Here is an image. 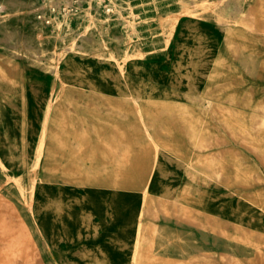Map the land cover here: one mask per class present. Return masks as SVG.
<instances>
[{"label": "rangeland", "instance_id": "rangeland-1", "mask_svg": "<svg viewBox=\"0 0 264 264\" xmlns=\"http://www.w3.org/2000/svg\"><path fill=\"white\" fill-rule=\"evenodd\" d=\"M184 1L203 22L178 24L170 37L169 18ZM252 1L0 0V248L20 235L28 249L14 264H134L144 222L145 254L157 264H264V162L237 132L264 147V33L240 20ZM59 52L65 58L56 71ZM76 71V83L66 85ZM127 84L144 95L143 105L157 97L195 110L202 125L191 128L209 155L200 160L216 159L215 177L180 164L200 161L185 127L177 140L161 134L178 156L155 161L132 103L100 87ZM50 94L57 101L36 165ZM197 99L231 113L196 110ZM123 141L117 172L109 154ZM76 162L93 166V178L76 176ZM167 189L195 220L172 211ZM0 264L13 263L0 254Z\"/></svg>", "mask_w": 264, "mask_h": 264}, {"label": "bare ground", "instance_id": "bare-ground-1", "mask_svg": "<svg viewBox=\"0 0 264 264\" xmlns=\"http://www.w3.org/2000/svg\"><path fill=\"white\" fill-rule=\"evenodd\" d=\"M64 1L66 2L67 6H69L72 3V0H64ZM62 2L63 0H52V4L54 6H60ZM189 4L184 1L180 11L174 13L169 18L171 22L170 24L172 26L170 37L173 36L176 26L178 24H202L203 21L194 19V16L196 14L195 10L193 9L195 7V3H192L193 4L192 6ZM248 5H249L248 7L242 9L240 15V20L242 25L257 31L260 34L264 33V0H254L250 2ZM181 13H184V15L185 14L188 15L187 19L185 20L182 19L183 20L182 22L180 19ZM218 20L221 22L222 18H219ZM234 32H236V30L231 29L228 31V33H226V35L232 37L234 35ZM64 58H65L64 53L59 52L55 55L54 69L56 71L60 70L61 62H63ZM129 59L130 56H126L124 60H129ZM132 67L137 68L138 67L137 63L131 64L129 70H132ZM80 74L81 72L76 71V73H74L73 75V82L67 83L66 85H73L74 82L76 83V81H74L75 77H77V75ZM121 74L123 75V72ZM191 87L193 88V85H191ZM119 93L120 95H122V98L124 100H128L132 103V111L135 117L137 118V123L139 125V128H137V130L142 135V137L146 138V140L150 142L152 146V153L153 156H155L156 162L159 160V157L161 155L169 159H175L179 154L175 152L173 144L165 146V144L163 143L164 138L161 136V134L169 135L170 139L177 140L180 135L178 131L179 129L177 127H185L186 131L184 133L187 134L190 138H195L197 140L203 139V135L195 134V132L191 128L192 125L196 124L195 122H197V120L200 121L199 120L200 118L197 117L192 110L190 111L187 108L183 109L177 107L171 101L160 102L152 98L146 99L145 101H147V104L143 105L142 102L145 98L144 95H142L141 92L139 91H134L133 89H131L129 84H127L126 89L119 88ZM56 101H57V97H55L54 94H50L48 96L47 99L48 105H47V110L45 112V118L43 121V128H44L42 134L43 138L36 152V158H35L36 165L42 161V156L45 153L44 140L46 135V128L48 127L49 120L52 115L51 109L53 105H55ZM200 105H204L207 109L213 108L214 110L213 115L223 114V116H225L226 114L231 113L230 110H228L230 106H227L226 107L227 110H225L223 113L221 110L217 109V107L219 106L218 103H215L212 100L205 102L203 101L202 103L199 104V106ZM125 107L128 108L127 105H123V108ZM125 111L124 114H127V112ZM60 114L61 116L66 115L64 112H61ZM252 124L254 126L255 131L261 129L262 122H260L259 118H255L252 121ZM232 130H233L232 128H229L228 132H232ZM237 132L240 135L239 136L240 141L245 146H247L251 151H253L257 156L262 158L264 162V147H262L259 144L260 143L259 139L247 135L246 133H244V131H241V129L240 131ZM128 145H130L129 142ZM123 146H127L124 143V141L121 147L120 146L118 147L116 145V146H112L110 149L111 154L109 155L112 156L114 167L117 168V172L118 171L121 172L120 170L124 167L123 158L125 157V155L123 154L124 152L123 150L125 148H122ZM7 161L10 163L11 161L10 158H7ZM0 163L3 166L5 165L4 161L1 158H0ZM180 164L182 166H186V168L189 169L192 173H196V174L199 173L200 176H203L208 179H210L209 177H215L217 173L216 159L200 160L197 162L193 160H182ZM75 166H76V173H75L76 176L79 175L82 176L83 180L84 179L89 180L90 178H93L92 176L93 166L89 165L87 169L83 167L80 164V162H76ZM172 192H174L175 194L176 190L167 189L165 192V196L170 197V206L173 209L172 211H174V213H177L179 218L185 220L194 219L192 215H194L195 212H193V210L189 209L182 202H180L176 196L174 195L171 196L170 194ZM150 211L151 209L148 207L143 215L144 219H145V214H147ZM7 218L8 220L11 218L10 212H8ZM141 231L143 232L141 233L142 238L139 240L138 243L139 248L137 249V254L135 255L134 264H157L158 261H153L152 257H149L145 254L146 247L150 246V239L148 238L149 228L145 225V222L141 224ZM27 250L28 249L25 245L24 239L20 235H17V237L10 238L5 243V245L2 248H0V254L6 256V258L14 264L19 261L18 258L20 256L25 258V251ZM227 262H229L228 264H232L230 259H228Z\"/></svg>", "mask_w": 264, "mask_h": 264}, {"label": "crops", "instance_id": "crops-1", "mask_svg": "<svg viewBox=\"0 0 264 264\" xmlns=\"http://www.w3.org/2000/svg\"><path fill=\"white\" fill-rule=\"evenodd\" d=\"M176 45H178L177 42H176V40L174 42L171 41V50H172L171 51V54H173V55L174 54H177L176 52H174V50L176 48ZM100 87L105 92L110 93V94L112 93L113 96H118L119 95V88L117 89V91H115V88L113 86H111V85H105V86H100ZM193 89L196 90L197 92L199 91L197 85H193ZM152 99H155L156 100L157 97H155V98L152 97ZM202 102H203V100H201V99H197V100L192 101V103L195 105L193 108H195L197 110L198 107H199V104L202 103ZM184 106H187L188 107V105H184ZM188 108H190V107H188ZM190 109L191 110H194L192 108H190ZM120 122H122V124H123V120L120 121ZM195 123L197 125H202L198 120ZM187 141H189V144L188 145H189L190 152L194 154V158L196 160L197 159L200 160V159L204 158V156L205 157L209 156V155H204L203 154L202 150L199 148V146L197 144V141H198L197 139H195V138H191V139L187 138ZM152 181H153V177H152Z\"/></svg>", "mask_w": 264, "mask_h": 264}]
</instances>
